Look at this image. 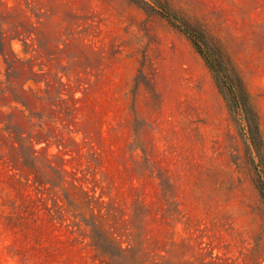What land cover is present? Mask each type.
Masks as SVG:
<instances>
[{"label":"rangeland","instance_id":"1","mask_svg":"<svg viewBox=\"0 0 264 264\" xmlns=\"http://www.w3.org/2000/svg\"><path fill=\"white\" fill-rule=\"evenodd\" d=\"M264 0H0V264H264Z\"/></svg>","mask_w":264,"mask_h":264},{"label":"trees","instance_id":"2","mask_svg":"<svg viewBox=\"0 0 264 264\" xmlns=\"http://www.w3.org/2000/svg\"><path fill=\"white\" fill-rule=\"evenodd\" d=\"M195 42L199 52L202 54L214 74L217 85L228 102L231 112L236 117L242 116L244 118L252 145L260 160L263 161L264 144L260 134L258 116L249 103V99L243 85L234 83L230 70L227 68L220 56L203 52L199 43L197 41Z\"/></svg>","mask_w":264,"mask_h":264}]
</instances>
